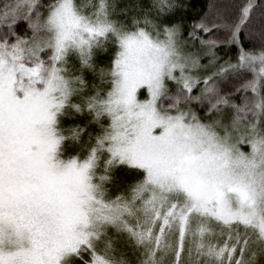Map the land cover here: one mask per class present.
I'll use <instances>...</instances> for the list:
<instances>
[{"label":"snow or ice","instance_id":"6c2138e0","mask_svg":"<svg viewBox=\"0 0 264 264\" xmlns=\"http://www.w3.org/2000/svg\"><path fill=\"white\" fill-rule=\"evenodd\" d=\"M0 264H264V0H0Z\"/></svg>","mask_w":264,"mask_h":264}]
</instances>
